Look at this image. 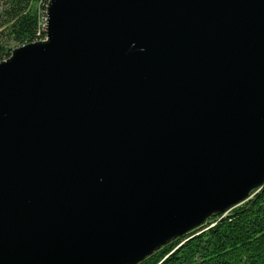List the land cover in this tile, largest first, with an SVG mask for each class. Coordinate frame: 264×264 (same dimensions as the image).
Returning a JSON list of instances; mask_svg holds the SVG:
<instances>
[{"label":"water","instance_id":"95a60500","mask_svg":"<svg viewBox=\"0 0 264 264\" xmlns=\"http://www.w3.org/2000/svg\"><path fill=\"white\" fill-rule=\"evenodd\" d=\"M0 62V264H139L264 186V0H50Z\"/></svg>","mask_w":264,"mask_h":264},{"label":"trees","instance_id":"16d2710c","mask_svg":"<svg viewBox=\"0 0 264 264\" xmlns=\"http://www.w3.org/2000/svg\"><path fill=\"white\" fill-rule=\"evenodd\" d=\"M47 1L11 0L6 20L0 21L7 36L0 34V62L11 57L10 43L19 48L46 40ZM139 264H264V186L241 206L212 216Z\"/></svg>","mask_w":264,"mask_h":264},{"label":"rangeland","instance_id":"374dc122","mask_svg":"<svg viewBox=\"0 0 264 264\" xmlns=\"http://www.w3.org/2000/svg\"><path fill=\"white\" fill-rule=\"evenodd\" d=\"M11 0H0V21L4 23L6 20V12L10 9L11 7ZM44 26V25H43ZM5 28L3 27L0 29V34L3 35L4 39H7V36L5 35ZM8 48L16 49L18 48L15 44L10 43ZM258 192V191H256ZM254 194H252L253 196Z\"/></svg>","mask_w":264,"mask_h":264},{"label":"bare ground","instance_id":"6f19581e","mask_svg":"<svg viewBox=\"0 0 264 264\" xmlns=\"http://www.w3.org/2000/svg\"><path fill=\"white\" fill-rule=\"evenodd\" d=\"M49 3L50 2H48V5H47V11H48V7H49ZM44 20H48V14L46 13V17H45V19ZM42 22H44V21H42ZM43 26V25H42ZM41 27V26H40ZM42 28V27H41ZM46 29V32H47V28H45Z\"/></svg>","mask_w":264,"mask_h":264},{"label":"built area","instance_id":"2783aa9c","mask_svg":"<svg viewBox=\"0 0 264 264\" xmlns=\"http://www.w3.org/2000/svg\"><path fill=\"white\" fill-rule=\"evenodd\" d=\"M47 2H50V0H48ZM47 23H48V20H44V26H43V29H44V28H47ZM43 29H41V31H43Z\"/></svg>","mask_w":264,"mask_h":264}]
</instances>
